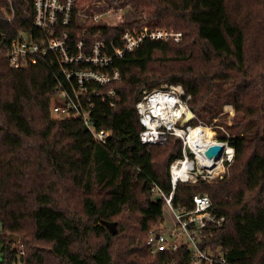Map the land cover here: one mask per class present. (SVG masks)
<instances>
[{
    "label": "trees",
    "instance_id": "16d2710c",
    "mask_svg": "<svg viewBox=\"0 0 264 264\" xmlns=\"http://www.w3.org/2000/svg\"><path fill=\"white\" fill-rule=\"evenodd\" d=\"M93 1L76 0V8ZM242 3L136 0L147 19L185 33L176 45L145 42L114 61L120 80L107 88L115 97L96 101L90 115L97 131L110 133L100 145L81 120H52L54 89L68 86L51 57L31 69L9 66L5 46L20 32L34 34L32 8L30 0H0V264L189 263L187 247L150 257L145 246L149 229L164 219L163 201L152 199L150 187L168 195L169 166L181 157V144L171 137L162 146L138 138L135 106L163 84L190 95V126L211 124L218 115L217 140L234 150L221 179L177 184L172 204L191 209L194 196H207L224 222L203 233L199 249L221 255L225 264H264V62L251 64L246 55L250 31L261 27L264 36V24L255 23L264 21V0ZM136 21L85 34L73 26L70 36L100 33L98 39L117 41L142 20ZM159 58L161 65L172 58L182 63L159 71ZM225 105L234 109L231 126L220 121ZM106 222L115 223L116 234Z\"/></svg>",
    "mask_w": 264,
    "mask_h": 264
},
{
    "label": "built area",
    "instance_id": "2783aa9c",
    "mask_svg": "<svg viewBox=\"0 0 264 264\" xmlns=\"http://www.w3.org/2000/svg\"><path fill=\"white\" fill-rule=\"evenodd\" d=\"M30 3L34 34L20 32L5 46L4 58L12 69L26 70L37 67L51 57V65H58L68 88L58 84L54 89L50 115L57 119L81 120L93 141L105 145L110 133L97 131L90 115L96 101L104 102L115 97V92L107 88L120 80V71L113 67L114 61L134 52L145 42L178 43L181 34L148 26H131L123 30L117 41L98 39L100 33L72 38L70 29L73 26L83 28L85 34L90 27L106 25L98 23L99 16L90 17L82 9H77L76 0H30ZM9 11L10 15L4 14V20L8 22L14 17L11 6ZM161 94H166L168 99L162 103L158 100L150 106V99ZM189 99L190 95L180 86L165 85L144 93L135 106L142 126L138 136L142 145H164L169 137L178 139L177 142L181 144V157L169 166L171 192L165 195L155 184L150 187L152 199L163 201V207L170 212V220L163 219L149 229L145 241L146 252L148 256L156 257L159 253L172 254L187 247L188 264H225L221 255L207 253L198 247L200 238L210 226L219 227L224 222L223 217L212 211L209 198L194 196L191 209L172 204L177 184L208 183L221 179L234 156V150L226 142L216 139L214 144L223 147L218 158L206 156L211 146H202L196 140L195 146H191L188 133L196 127L203 128V125L197 122L190 126L195 119L193 113L191 119L182 123L190 111L187 105ZM181 104L184 110L174 120L170 119L169 125L160 120L162 108L171 115L170 107L177 108Z\"/></svg>",
    "mask_w": 264,
    "mask_h": 264
},
{
    "label": "rangeland",
    "instance_id": "374dc122",
    "mask_svg": "<svg viewBox=\"0 0 264 264\" xmlns=\"http://www.w3.org/2000/svg\"><path fill=\"white\" fill-rule=\"evenodd\" d=\"M240 3L243 5L242 0H240ZM136 4V0H95L93 2L90 3H86L83 4V7H79L82 9L83 13L86 14L87 16L93 17L94 15L99 16V24H105L107 27V25H112V26H108V27H115L119 24L122 23H131V22H137L136 20H142L140 21V23H135L132 26H148L151 28H158L161 30H166L174 33H180L181 34V39L183 38V34L185 33V29L184 27L182 28H177L175 29L174 27H163V26H159L157 23V20L154 19H147L146 14L141 11V9H137L135 7ZM80 5V3H79ZM90 8H93L92 13H90V15H88V10ZM149 11L152 10L151 7L147 8ZM147 11V10H146ZM258 24H264V21L262 22H255ZM129 28V27H128ZM262 28L259 27L258 30L256 31H250V37L248 39V45L246 46V55H247V60L251 63V64H259L264 62V47L259 45L258 43V38L263 39L264 41V36H263V32L261 30ZM181 41V40H180ZM179 41V42H180ZM178 42V43H179ZM169 45H176L177 43H168ZM264 44V42H263ZM263 58V59H261ZM161 58L158 59V61L154 64V68H157L159 71H169L171 72V68L173 69H178V65L181 64L182 62H180L178 59L172 58V61L169 62H163L164 64H162V62L160 60ZM188 60H186L187 62ZM164 69V70H163ZM165 72V71H164ZM165 86L164 84L162 85V87ZM113 87V86H112ZM234 109L232 108L231 105H225L224 109H223V113L221 114L222 119L220 120L223 124L227 125V126H231L232 125V121L234 118ZM52 120H56V117L51 116ZM219 116L217 115V118H215L214 120H212L210 123L211 124H203V127L205 128H209L210 130H212V132L214 133V137L213 139L217 140V136H216V132H215V127L212 126V124H214L217 120H218ZM220 119V118H219ZM221 132H225V130L221 127H219ZM162 146V145H160ZM227 169L225 171V173H227ZM224 173V174H225ZM81 191V190H79ZM163 218L165 220H170V212L169 210H167V208H163ZM0 230H1V225H0ZM18 249H22L21 246L18 247Z\"/></svg>",
    "mask_w": 264,
    "mask_h": 264
},
{
    "label": "bare ground",
    "instance_id": "6f19581e",
    "mask_svg": "<svg viewBox=\"0 0 264 264\" xmlns=\"http://www.w3.org/2000/svg\"><path fill=\"white\" fill-rule=\"evenodd\" d=\"M168 99V96L166 94H161L158 95L156 98H152L149 101V105L153 106L158 100L162 102H165ZM184 105H180L177 108H171L169 110H171V115L168 114V112H164V109L162 108L161 110V114L159 115V118L162 122H164L166 125L170 124V119H175L176 116L181 113L184 110ZM214 133L212 132V130H210L209 128H200V127H196L194 129H192L190 131V133H188V139L189 142L191 144L192 147H194V140H196V142H200V144L202 146H212L215 145L214 144ZM216 160V159H215Z\"/></svg>",
    "mask_w": 264,
    "mask_h": 264
},
{
    "label": "water",
    "instance_id": "95a60500",
    "mask_svg": "<svg viewBox=\"0 0 264 264\" xmlns=\"http://www.w3.org/2000/svg\"><path fill=\"white\" fill-rule=\"evenodd\" d=\"M192 112L188 111L186 114V119L182 121V123H185L186 120H189L192 118ZM175 142L178 141V139H174ZM223 151V147L219 146V145H213L211 146L207 151H206V156L208 158H211L213 156H216L217 158L221 155V152ZM105 226L107 227V229L114 235L116 234V225L115 223H109L106 222ZM13 240L16 242L17 241V237H13Z\"/></svg>",
    "mask_w": 264,
    "mask_h": 264
}]
</instances>
